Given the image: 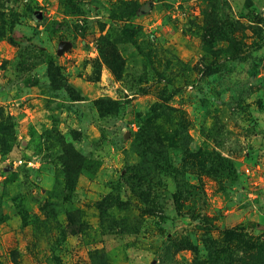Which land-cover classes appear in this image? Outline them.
<instances>
[{
  "label": "rangeland",
  "instance_id": "1",
  "mask_svg": "<svg viewBox=\"0 0 264 264\" xmlns=\"http://www.w3.org/2000/svg\"><path fill=\"white\" fill-rule=\"evenodd\" d=\"M0 264H264V0H0Z\"/></svg>",
  "mask_w": 264,
  "mask_h": 264
},
{
  "label": "trees",
  "instance_id": "2",
  "mask_svg": "<svg viewBox=\"0 0 264 264\" xmlns=\"http://www.w3.org/2000/svg\"><path fill=\"white\" fill-rule=\"evenodd\" d=\"M149 2L144 3L141 6L140 8L141 10L139 12L144 13V12L149 11L152 8V4ZM163 108L164 107L160 106L158 109L160 111H163ZM170 110H173V109L170 107ZM156 123H157L156 118H152V117L148 118L143 124V126L141 127V131L139 134L138 141L141 144L140 147L143 148V150H141L140 153L145 154L147 156L149 155L150 152L159 154V152H157L155 148L162 145L161 139L166 136H168L169 141L175 144V139L180 138L181 131L185 129V124L183 122H179V125L173 132V136H170L168 133L165 132V130L158 128V126L155 125ZM130 171L131 173L129 174L130 176H127V181L132 191L134 190L133 192L135 194H138L141 201H144L146 205L156 207L157 206V201H156L157 196L151 191H147V194H145L141 186V184H143V182L145 181V177H149V173L147 172V169L144 166V162L141 164L138 163L135 169L132 168ZM178 188H179L178 193L179 195H181V197H185L184 196L185 194L190 195V196L201 194V192H199V189L196 185H187L185 183H178ZM68 194L70 196L71 193L68 192ZM112 198L113 199H111L109 202L102 201L99 203L101 226L103 228H104L105 221L108 219L109 214H111L109 213V211L112 212V210L114 209V206L116 207L117 205L122 204L121 198L119 195L113 196ZM72 218L74 220V217ZM112 225L115 226V222H113Z\"/></svg>",
  "mask_w": 264,
  "mask_h": 264
},
{
  "label": "water",
  "instance_id": "3",
  "mask_svg": "<svg viewBox=\"0 0 264 264\" xmlns=\"http://www.w3.org/2000/svg\"><path fill=\"white\" fill-rule=\"evenodd\" d=\"M70 46L69 42H62L60 45H59V53H63L64 50H66L68 47Z\"/></svg>",
  "mask_w": 264,
  "mask_h": 264
}]
</instances>
